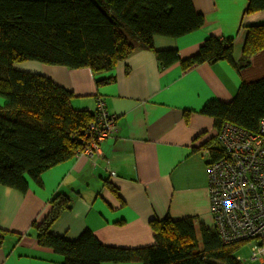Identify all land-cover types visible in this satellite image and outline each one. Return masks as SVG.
I'll list each match as a JSON object with an SVG mask.
<instances>
[{
  "label": "crops",
  "instance_id": "0c3cea01",
  "mask_svg": "<svg viewBox=\"0 0 264 264\" xmlns=\"http://www.w3.org/2000/svg\"><path fill=\"white\" fill-rule=\"evenodd\" d=\"M249 1L194 0L205 17L201 28L178 38L154 37L157 50H177L181 58L197 53L210 36L233 38L237 67L227 60L189 68L180 61L163 66L154 51L138 49L118 63L113 82L98 85V74L88 67L37 60L16 64L71 90L76 108L92 111L102 100L114 116L115 129L93 153H77L39 179L28 177L25 192L0 184V229L5 231L0 264H64L65 257L42 244L37 230L59 193L68 197L70 207L57 215L50 232L70 240L90 230L107 246L148 247L156 243L154 222L167 217H189L215 228L211 151L205 145L218 130L215 118L203 109L212 100H234L243 83L264 77V49L249 63L242 57L248 28L264 24V9L247 12ZM242 261L264 264V253Z\"/></svg>",
  "mask_w": 264,
  "mask_h": 264
},
{
  "label": "trees",
  "instance_id": "16d2710c",
  "mask_svg": "<svg viewBox=\"0 0 264 264\" xmlns=\"http://www.w3.org/2000/svg\"><path fill=\"white\" fill-rule=\"evenodd\" d=\"M263 9L264 0H250L247 12ZM204 24L194 0H0V96L5 99L0 105V184L25 192L28 177L39 179L88 145V128L97 119L98 102L92 111L76 108L71 90L47 75L19 69L18 62L88 67L98 74V85L113 82L118 63L138 49L154 51L163 66L180 61L189 68L227 60L237 67L233 38L210 36L187 58L155 47L156 35L178 38ZM263 49L264 24L250 26L244 63ZM203 111L215 118L217 135L205 146L218 157L224 152L218 143L224 123L258 130L264 118V77L243 83L234 100H212ZM52 202L37 224L38 238L61 253L64 264H244L236 254L244 242L225 244L215 228L189 217L154 222L156 243L143 248L107 246L90 230L70 240L50 232L70 201L59 193ZM4 233L0 229V243Z\"/></svg>",
  "mask_w": 264,
  "mask_h": 264
},
{
  "label": "built area",
  "instance_id": "2783aa9c",
  "mask_svg": "<svg viewBox=\"0 0 264 264\" xmlns=\"http://www.w3.org/2000/svg\"><path fill=\"white\" fill-rule=\"evenodd\" d=\"M91 139L80 152L91 154L115 129V119L101 100ZM223 154H208L211 211L215 228L225 244L250 245L251 258L264 253V118L257 131L226 122L218 134Z\"/></svg>",
  "mask_w": 264,
  "mask_h": 264
},
{
  "label": "rangeland",
  "instance_id": "374dc122",
  "mask_svg": "<svg viewBox=\"0 0 264 264\" xmlns=\"http://www.w3.org/2000/svg\"><path fill=\"white\" fill-rule=\"evenodd\" d=\"M0 103H5V99L2 96H0ZM198 233L200 232L198 231ZM236 254L241 255L242 260H245V262L247 263V260H249L252 255L250 245L247 243H244L243 246L237 249Z\"/></svg>",
  "mask_w": 264,
  "mask_h": 264
}]
</instances>
